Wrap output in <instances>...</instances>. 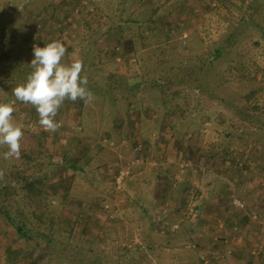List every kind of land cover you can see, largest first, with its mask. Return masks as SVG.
Instances as JSON below:
<instances>
[{"label": "rangeland", "instance_id": "obj_1", "mask_svg": "<svg viewBox=\"0 0 264 264\" xmlns=\"http://www.w3.org/2000/svg\"><path fill=\"white\" fill-rule=\"evenodd\" d=\"M2 26L0 102L24 136L19 158L0 147V204L30 237L0 216V264L9 245L41 264H264V0H0ZM53 40L94 96L55 132L12 94Z\"/></svg>", "mask_w": 264, "mask_h": 264}, {"label": "clouds", "instance_id": "obj_2", "mask_svg": "<svg viewBox=\"0 0 264 264\" xmlns=\"http://www.w3.org/2000/svg\"><path fill=\"white\" fill-rule=\"evenodd\" d=\"M66 47L60 40H53L44 46H34L32 71L26 82L12 89L16 101L32 105L39 117V126L55 132L60 124L56 121L58 110L66 100H83L91 103L94 99L88 89L87 76H82L83 60L78 57L65 61ZM15 101L0 102V147L6 146L5 160L19 158L24 125L15 121ZM35 131V129H33ZM4 173L0 171V178Z\"/></svg>", "mask_w": 264, "mask_h": 264}, {"label": "trees", "instance_id": "obj_3", "mask_svg": "<svg viewBox=\"0 0 264 264\" xmlns=\"http://www.w3.org/2000/svg\"><path fill=\"white\" fill-rule=\"evenodd\" d=\"M73 3L75 2V0H71ZM80 2V1H79ZM259 6V5H258ZM258 6H254L253 8V13L256 12ZM47 9V8H46ZM66 15H68L66 13ZM253 14H251L252 16ZM131 16V15H130ZM140 17H142V15H140ZM131 21H136L135 18H133V16L130 18V22ZM137 21H140V19H138ZM140 23V22H139ZM121 26V24H120ZM118 31H121V28L118 29ZM10 32H8V30H6L5 26H2L0 28V47H7L9 46V44H7V35H9ZM10 57V52H7L6 50H3L0 53V63L3 62L5 59H9ZM193 60H196L197 62L200 61V57H194ZM182 70H185V68L183 67ZM0 83L2 85H4L6 83L5 78H0ZM137 86V85H135ZM92 89L93 90V86L89 87V90ZM175 94H178V92H174ZM120 114V113H119ZM47 138V135L43 136V139ZM49 145V144H47ZM49 149V146H48ZM53 153V152H52ZM52 157V156H50ZM67 157V155H64V160ZM72 164V163H71ZM72 166L76 169H80L79 165H75L72 164ZM85 166L81 167V170H84ZM25 187V186H24ZM26 188L32 192V194L36 193V190H34L33 188V184L26 186ZM24 189V188H23ZM19 190H17L16 192H18ZM4 194H2L0 192V197L3 196ZM0 216H3L5 218H7V220H9L12 224H14L16 226L17 229V233H19V235L21 237H26L29 238V231L27 229V223L26 222H22V223H17L13 220V217L11 215V212H9V210L7 209L6 206H3L0 204ZM6 249V252H11V254L8 256L7 255V259H6V264H41L47 257V253L48 251H44L43 248H41L40 245H36L35 248L29 250L26 254L22 255L20 254V252H14V250H12L11 246H5L4 247ZM14 253V254H13ZM13 254V255H12Z\"/></svg>", "mask_w": 264, "mask_h": 264}, {"label": "built area", "instance_id": "obj_4", "mask_svg": "<svg viewBox=\"0 0 264 264\" xmlns=\"http://www.w3.org/2000/svg\"><path fill=\"white\" fill-rule=\"evenodd\" d=\"M138 159V158H137ZM241 205V207H244V204L242 203V204H240Z\"/></svg>", "mask_w": 264, "mask_h": 264}]
</instances>
